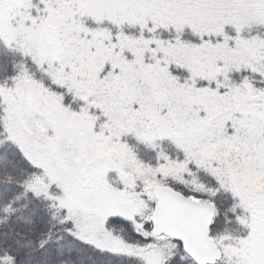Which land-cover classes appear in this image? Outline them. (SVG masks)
Masks as SVG:
<instances>
[{
    "label": "snow or ice",
    "instance_id": "1",
    "mask_svg": "<svg viewBox=\"0 0 264 264\" xmlns=\"http://www.w3.org/2000/svg\"><path fill=\"white\" fill-rule=\"evenodd\" d=\"M0 264H264V0H0Z\"/></svg>",
    "mask_w": 264,
    "mask_h": 264
}]
</instances>
